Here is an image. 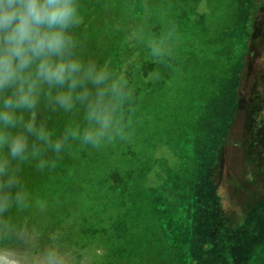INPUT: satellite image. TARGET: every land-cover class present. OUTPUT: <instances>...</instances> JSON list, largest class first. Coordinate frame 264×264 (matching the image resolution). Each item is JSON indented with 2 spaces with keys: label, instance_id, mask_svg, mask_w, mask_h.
I'll return each mask as SVG.
<instances>
[{
  "label": "rangeland",
  "instance_id": "rangeland-1",
  "mask_svg": "<svg viewBox=\"0 0 264 264\" xmlns=\"http://www.w3.org/2000/svg\"><path fill=\"white\" fill-rule=\"evenodd\" d=\"M113 1L114 4L107 6L106 0H77L80 19L71 29L74 41L73 56L84 64H94L108 71L109 83L122 84V94L117 101L118 107L115 112L117 115L121 110L120 101L124 102L126 98L135 101L138 95L141 99V94H138L137 89L146 83L158 86L162 96L164 92L170 94L172 98L170 103L175 101L183 93L186 74L193 63L192 60L182 56L186 52L183 47L185 40L190 43L191 36L186 37L184 30L177 33L178 28L175 30L178 34L176 36L157 38V34L153 32L152 23L148 27L144 26L145 12L139 0L123 1V4L119 6L116 5V0ZM258 6L255 5L254 0H244L242 26L231 36V40L236 42L237 61L229 81L218 85L223 88L225 99L221 112L218 111L219 115H213L218 126L213 127L211 134L208 135L212 137L207 145L216 138L213 144L215 149L206 158V167L200 178L201 189L209 190L207 180L216 164L214 161L222 140L227 136V129L237 111L238 91L243 78L241 86L243 107L235 128L229 157L231 162L233 157L236 162L238 156L242 161L237 164L239 167L235 166L234 176L230 178L236 187L234 194L238 199L242 195L245 196L243 193L246 191L248 181L256 185L252 188V192L257 187L261 189L258 196L260 192H264V14L259 12L261 7L259 11H256ZM253 9L254 13L256 11L254 25L257 24V33L248 51L253 25L249 12ZM160 12L161 15H169L172 18H177L179 15L177 9L166 8V6L161 7ZM127 19H131V22L126 23ZM169 42L179 46L182 49L181 53L177 51V47L173 51L174 46L166 49L165 46ZM144 66H151L148 72L142 71ZM87 87L89 91H93L90 86ZM161 102L157 109L167 114L170 103L167 101L162 104ZM146 104L153 105L152 102H146ZM78 106L88 109L86 104L78 103L71 111L66 112L50 104L48 94H45L32 117L47 130L52 139H61L67 128H72L73 121L80 120L77 112ZM132 118L133 116L128 112V120ZM187 120V117L177 115L175 123L179 126L182 121ZM132 122L135 126V121ZM258 124L259 127L262 124L261 128L257 127ZM149 126L146 122L144 134L146 138L142 134V143L138 146L144 159L143 162L137 163L129 160L122 163V160L116 157L118 154H115L119 150L114 149L115 156L110 158V161H113V169L120 167L118 172L122 175L126 173L139 175L138 190L143 189L148 181L151 183L147 177L148 172L154 167L148 163V157L153 155L156 152V146L163 142L162 132L160 130L156 132L154 129L150 133ZM107 139L96 146L97 152L108 154L109 146H105ZM179 140H177L178 143L181 142ZM182 140L185 141V139ZM31 143L35 145L31 148L32 152L40 153L47 148L34 140ZM82 146L84 145L79 141L68 140L66 142V147L71 150H79ZM180 151H182L185 166L180 165L177 168L182 172H171L161 190L156 187L154 190H149L153 209L150 213L163 223V233L166 239H162L163 234L162 237L159 236L158 228L150 223L145 215L143 217L138 215V220L141 219L145 225L143 229L134 227L136 222L132 221L133 215L127 220L129 230L126 233H120L115 228L126 205L120 199L119 191L104 186L108 182L109 161L105 162L106 169L97 170L96 184L92 179L88 181L79 178L63 200H51L38 205L26 199L23 207H13L0 216V223H16L17 226L26 230L32 243L31 246L25 245V247L28 248L31 256L37 258L42 249L55 246L62 251L67 264H202L201 261L208 260L213 253L212 246L208 247L209 244H213V240L201 242L198 239L201 249L194 252L196 249L194 242L186 241L185 243L186 231L183 228L187 226L186 229H190L191 223L187 225L183 205H173L175 197L185 193V179L190 174L192 163L189 151L187 149ZM1 152L6 154L5 149H0ZM242 158L246 159L245 164ZM225 167H227L225 172L229 179L231 173L228 171L234 165L227 164ZM135 187L128 189L127 194L130 198L138 191ZM19 189L22 191L24 187L19 184ZM163 198L166 199L163 200ZM240 200L243 201L241 198ZM197 224L199 221L196 219ZM235 233V249L232 251L234 259H231L229 264H264V200L254 208ZM183 243H185V251L182 253ZM195 253L198 256L195 261H192L190 258ZM213 264H225V262L218 261Z\"/></svg>",
  "mask_w": 264,
  "mask_h": 264
},
{
  "label": "trees",
  "instance_id": "trees-1",
  "mask_svg": "<svg viewBox=\"0 0 264 264\" xmlns=\"http://www.w3.org/2000/svg\"><path fill=\"white\" fill-rule=\"evenodd\" d=\"M123 1L126 2L128 0H116L115 3L119 6L123 4ZM254 1L255 5H259L256 11H259L261 7L259 12L264 14V0ZM106 2L107 6L108 4H114L113 0H110L109 3L106 0ZM139 2L145 12L144 26L148 27L152 23L153 32L155 35L157 34V38L173 37L183 30L186 37L191 36L192 38L190 43L185 40V46L183 47L186 52L183 55L181 54L183 57L193 61L186 74L183 93L170 103L172 99L170 94L164 92L162 96L158 86L146 83L137 89L138 94H141V99L138 95L135 101L129 100V98H126L124 102L121 100V104H119L121 110L119 111L120 114H118L120 118L115 113V127L107 137L110 142L107 141V144H105L110 149L108 154L106 152H97L96 146L85 144L79 138L70 137L68 140L79 141L84 146L79 150H71L65 146L58 154L49 150V148H45V151L40 153L32 152V149H30L24 159L11 162V167L15 169L14 174L18 178L19 184L24 187L22 192L25 193L26 199L32 204L36 202L39 205L51 200L65 199L72 185L79 178L80 180L87 179L88 181L92 179L96 184L97 170L99 168V170L106 169L107 164L105 162L109 161V177L107 179L108 182L104 186H109V188H115V190L119 191L120 199L126 205L122 215L116 222L115 228L120 233H126L129 230L127 220L132 218L131 215H133L132 221L136 222L134 227L143 229L145 225L141 219L138 220V215L142 217L145 215L150 220V223L156 225L159 236L163 234V237L161 236L162 239H166L163 233V223L159 222L150 213L153 209L149 190H154L155 187L161 190V187H164L167 182V176L171 172H182V170L180 171L177 168L180 165H184L182 151L180 150L187 149L192 163L190 162V174L185 179V193L182 196H176L173 202V205H183L184 218L187 221V225L191 223L190 229H186L187 226L183 228L186 231L185 243L186 241L189 243L193 241L194 245H196L194 252H196L201 249L198 243L199 240L202 242L212 239L213 244H209L208 247L212 246L211 250H213V253L208 260L201 261V263L213 264L219 261L220 263L229 264L231 259H234L232 251L235 249V231L242 226L254 208L264 200V192H260V196H258L259 191H261L258 187L252 192V188L256 187V185L249 183V181L246 184V191L243 193L245 196L242 195L240 197L243 201L240 198H236L234 194V188L236 187L233 180L230 179L236 171L235 166L239 167L237 164L242 163L239 156L236 162H234V157L232 162L229 157L231 155L230 147L235 128L243 107L241 100L243 78L238 91L237 111L231 125L227 129V136L222 140L217 158L214 161L216 164L207 180L209 190L201 189L200 178L206 167V158L215 149L213 144L216 138L213 139L211 144L209 143L210 145H207V142L212 137L208 135L211 134L213 127L218 126V122L215 123L213 115L218 114V111L221 112L225 99L223 97V88L218 85L229 81L230 74L237 61L236 42L231 40V36L242 26L244 0H139ZM258 2L261 3L258 4ZM165 6L166 8L177 9L179 11L177 18H172V16H166L165 14H163L165 16L161 15L159 11L161 7ZM256 11L254 13L253 9L249 12L253 25L248 51H250L251 41L257 33V24L254 25L256 23ZM127 22H131V19H127ZM178 28L179 30L176 33L175 30ZM170 46H174L172 48L173 51L177 47L171 42L165 47L167 49L171 48ZM176 49L178 52L182 51L179 46ZM150 67L144 66L142 71L148 72ZM244 69L245 62L243 71ZM162 99L163 102H161ZM167 101L170 103L169 108H167L168 113L158 111L157 107H159L160 102L163 104L164 102L167 103ZM146 102H152L153 105H147ZM77 112L80 120L73 121V126L70 129H78L83 132L93 126V122L86 118L88 109L78 106ZM128 112L133 116L130 121L128 120ZM177 115L187 117L188 120L186 122L182 121L177 126L175 123L177 122ZM132 121H135V126L132 125ZM146 122L147 125H150L148 129L150 133L154 129H156V132L159 130L162 132L163 142L161 145L156 146V152L148 157V163H151L154 167L148 172L147 177L151 183L148 181V184L144 185L143 189L138 190L139 175L136 176L137 174L134 173L122 175L118 172L120 167L113 169V161H110V158L115 156L113 153L114 149L119 150L115 154H118L116 157L118 160H122V163H126L129 160L137 163L143 162L144 159L138 146L142 143V134L146 138L144 136ZM261 125L259 127L258 124L257 127L261 128ZM178 139L181 142L178 143ZM182 139H185L186 142H183ZM5 155L7 153H0V161L6 158H4ZM245 160L243 159L244 164ZM41 161H46L43 167L40 166ZM100 164L102 166H98ZM227 164L234 165L230 170L228 169V172L231 173L229 176L231 181L227 178L225 172ZM129 187H135V190H138L131 198L127 194ZM196 219L199 221L197 225ZM11 224L17 226L16 223ZM185 243L182 245L184 247L181 251L182 253L185 251ZM197 256V253H195L190 259L195 261Z\"/></svg>",
  "mask_w": 264,
  "mask_h": 264
},
{
  "label": "clouds",
  "instance_id": "clouds-1",
  "mask_svg": "<svg viewBox=\"0 0 264 264\" xmlns=\"http://www.w3.org/2000/svg\"><path fill=\"white\" fill-rule=\"evenodd\" d=\"M79 19L77 0H0V149L7 153L0 161V216L25 205L11 162L26 157L31 141L58 154L70 137L98 146L114 130L122 84L109 83L108 71L73 56L71 29ZM45 94L66 112L86 104L93 126L52 139L32 117ZM31 243L26 230L0 223V264H67L55 246L31 256L25 247Z\"/></svg>",
  "mask_w": 264,
  "mask_h": 264
}]
</instances>
